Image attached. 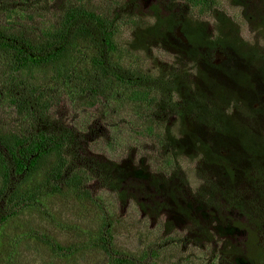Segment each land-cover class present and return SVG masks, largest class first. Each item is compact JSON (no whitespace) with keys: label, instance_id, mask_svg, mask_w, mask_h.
<instances>
[{"label":"trees","instance_id":"1","mask_svg":"<svg viewBox=\"0 0 264 264\" xmlns=\"http://www.w3.org/2000/svg\"><path fill=\"white\" fill-rule=\"evenodd\" d=\"M40 1L0 0V14L6 13V21L0 23V63L6 67L0 77V111H12L9 119L0 117V234L10 218L36 210L39 202L53 196L101 209L93 181L117 193L122 204L132 198L147 212L127 183L131 164L86 157L79 136L53 118L57 103L47 80L51 73L57 86L69 88L70 81L77 82L81 92L95 93L105 81L130 88L132 99L147 110L149 136L158 141L161 155L171 165L163 176H151L149 184L160 190L159 185L165 189L178 180L184 186L179 166L187 163L195 182L199 176L211 178L213 186L207 191L217 198L210 207L244 213L246 203L247 219L261 227L262 221L252 215V198L240 201L238 187H255L262 200L264 136L254 133L252 122L264 119V46L259 50L239 38L219 0H168L152 5L148 12L137 0H110L113 6L96 10L89 8L90 0H58L49 7L55 12L49 26L22 23L33 16L16 15L25 5L33 7ZM230 3L244 9L245 20L254 23L264 42V0ZM126 26L132 31L121 43L120 30ZM119 46L126 51L122 53ZM160 50L185 63L175 67L181 75L164 70L162 74L160 69L158 75L152 73L151 67L158 70L154 53ZM126 53L151 59L153 66L146 65L147 71L132 69V61L125 66ZM75 54L89 55L82 73L71 69ZM217 55L221 61L216 62ZM189 64L195 70L190 71ZM182 72H196L201 89L193 91L195 83H188ZM231 103L241 104L236 115L226 112ZM170 196L179 212L189 216L187 207ZM195 224L199 225L196 220ZM233 225L244 228L237 219ZM112 230L113 221L105 216L98 230L88 235L87 244L61 246L47 236L40 239L58 257L92 249L105 256L106 264H149L147 255L156 254L151 246L138 257L122 254L113 248ZM254 235L251 231L249 237ZM33 236L38 237L36 232ZM254 242L250 237L249 246ZM254 249L260 253L247 258L254 264L264 261L262 249Z\"/></svg>","mask_w":264,"mask_h":264},{"label":"rangeland","instance_id":"2","mask_svg":"<svg viewBox=\"0 0 264 264\" xmlns=\"http://www.w3.org/2000/svg\"><path fill=\"white\" fill-rule=\"evenodd\" d=\"M55 1L58 0H41L33 7L25 5L23 8L25 10H21L16 16H33L30 22L27 19L22 21L27 25L32 24L33 27L49 26L47 22L53 20L55 13L49 7ZM167 1L137 0V5L143 12H148L152 5L167 3ZM219 2L239 32V38L249 46L262 50L264 46L262 37L255 29L254 23L245 20L244 9L231 7L230 0H219ZM111 4L110 0H90L89 8L103 9L106 5ZM14 10L15 12L20 11L18 5L14 6ZM56 10L61 12L60 8ZM5 21L6 13L2 12L0 23ZM211 25L214 27V23ZM131 31L130 27H122L119 36L121 43H123L122 39L127 38ZM118 50L124 53L126 47L119 46ZM159 52L154 53L159 58L155 60L159 67H157L158 70L155 66L151 67L152 73L158 75L159 69L162 74L175 71L179 73V68L175 69V67H181L180 65L185 63H181L172 53L167 54L168 52L163 50ZM221 57V55H217L216 62L221 61ZM84 59L90 63L89 55L82 58L75 54L71 69L82 73L86 67ZM131 61L132 69L135 70L147 71L146 65L153 66L151 59L140 60L126 53L123 64L127 66V62L131 63ZM2 67L3 64L0 63V77L6 70V67ZM189 70L195 69L189 64ZM182 73L188 83L192 81L197 86H194L193 91L201 89L198 86H202L203 82L198 79L196 72L193 74ZM47 80L53 86L54 95L52 93V97L57 103L52 116L65 129L69 128L79 136L83 148L82 153L88 158L105 162L131 164L135 169V174L129 177L127 182L134 187L133 190L131 189V193L139 201H146L152 205L151 201L155 193L151 191V187L143 185V182H147L148 178L153 175L163 176L169 171L171 165L161 155L158 141L153 136H149L147 110L141 102L132 99L131 89L118 82L105 81L98 85L95 93L81 92L77 82L70 81L69 88L64 85L57 86V79L52 73ZM86 103L92 104L87 106ZM239 106L241 104L231 103L226 112L236 115ZM10 113H12L11 110L0 111V117L9 119ZM6 122L11 124L9 120ZM253 124L254 133L264 136V119L256 123L254 120ZM159 132L160 130L156 131L157 134ZM188 165L181 163L179 166L185 186L182 189V192L185 191V195L181 192L180 198L183 201L187 199L186 203L190 204L187 205L190 207L191 216L195 217L192 218L197 221L198 226L211 232L213 235L211 243L196 245L192 238L193 223L184 220L175 209L170 208L162 212L160 216L144 214L132 198H128L127 202L122 204L117 193H112L102 187L99 181H93L91 183L92 191L99 199L101 209L97 208L95 204L94 206L84 205L53 196L45 199L43 203L39 202L36 210L22 211L10 218L1 229L0 264H106L105 256L92 249H82L70 258L54 256L44 241L40 239V237L47 236L61 246L74 243L87 244L90 242L88 235L98 230L105 216L113 221V248L122 254L138 257L139 254L143 255L147 252L151 246L152 251L156 254L154 256L147 255L149 264H249L242 256V258L234 259L222 254L226 250L229 251L232 246H239V250L242 251L241 245L244 238L232 228V230L230 229L232 235L225 234L226 236H222L224 232L214 230L217 223L213 217L209 216L211 211L207 209L210 207L209 204L217 198V196H213V193L207 191L210 186H213L211 185L212 180L208 176H203V178L199 176L198 181L195 182L192 179L193 171ZM249 171L250 175H254L253 169H249ZM185 173L188 174L185 175ZM194 185H198V188L201 189H196L193 187ZM261 188L260 190L264 192V186ZM238 190L242 195L240 201L249 197L252 198L250 207L263 206V201L256 198L255 187L251 189L246 185L239 184ZM240 211V209H234L232 215L237 218ZM226 228L229 229V227ZM34 232L38 237H32ZM261 236L264 237V235ZM43 239L45 240V238ZM170 239L173 241L170 242ZM151 261L153 263H150Z\"/></svg>","mask_w":264,"mask_h":264},{"label":"flooded vegetation","instance_id":"3","mask_svg":"<svg viewBox=\"0 0 264 264\" xmlns=\"http://www.w3.org/2000/svg\"><path fill=\"white\" fill-rule=\"evenodd\" d=\"M135 174V169L131 168L129 177H132ZM149 180L150 178H148L147 182H143V185H147L149 187H151V191L154 192L155 194H153V200L151 202H153L152 205L146 203V201H138L141 202L143 205H145V209L147 210V212H145L139 205H137L140 209V211L144 214H155L160 216L162 212H165L166 210H169L170 208L175 209L176 212H178L183 218L184 220H188L190 222H192V226H193V233H192V238H193V242L198 245V244H202V243H208V237L213 238V235L211 234V232L206 229V228H202L201 226H198L197 224H195L194 219L191 216V211L189 210V203H186L187 199L185 201H183L180 198V193L182 192V189L185 186H181L180 182H178V180L175 183H171L169 186H167L165 189L162 186H158V188L160 190H156L154 189V186L149 184ZM133 190V189H132ZM159 193V194H158ZM183 195H185V191L182 192ZM264 194V192H262ZM133 194V193H132ZM210 194V193H209ZM173 195L177 198L178 202H180V204L184 207H187V209L189 210V216H187L186 214H182L179 212L178 207L176 205H174L175 203L172 201L171 196ZM258 194L256 193V198H258ZM156 197V199L154 200V198ZM262 207L259 208H253L252 211V215L253 218L256 219L257 221H262V225L261 227H257V223H253L250 222L247 217H246V213L248 211V207H246V203L244 204V213H242L241 211L237 214V218H235L231 212L229 211H225L224 209L216 210L214 207H208L207 209H209L211 211V217H213L217 223V227L214 230L220 231V232H224L222 234V236H226V235H232V231H230V229L232 228L233 231H237L239 232V234H241L244 238V242L241 245L242 246V251H240L237 247H233L229 249V251H224L222 254L225 255L226 257L231 256L234 259H239L244 257L247 262H249V264H254L252 261H250L247 257H250L252 255H254L255 253H260L258 251H256V249H254L256 246L260 247L262 249V252L264 254V237H262L261 235H264V195L262 196ZM148 202V201H147ZM188 204V205H187ZM149 206V208L147 207ZM189 218V219H188ZM239 220L240 222L243 223V227L244 228H239L233 225V222ZM228 222V224H226ZM230 225V226H229ZM226 227H229V229H227ZM248 228V229H247ZM231 229V230H232ZM208 232H207V231ZM252 232L255 233L254 236H250L254 242L253 247L249 246L250 243V237L249 234ZM226 234V235H225ZM168 235V234H166ZM170 242H172L173 240L170 239ZM211 241L209 243H211ZM262 254V255H263ZM242 256V257H241ZM263 260V259H261ZM258 264H264V261H260Z\"/></svg>","mask_w":264,"mask_h":264}]
</instances>
